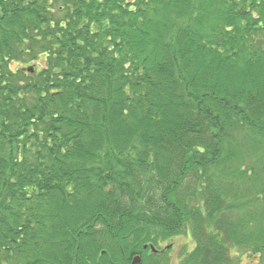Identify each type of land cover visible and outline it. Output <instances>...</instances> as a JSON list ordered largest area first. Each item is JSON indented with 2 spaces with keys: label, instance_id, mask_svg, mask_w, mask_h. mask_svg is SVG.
<instances>
[{
  "label": "trees",
  "instance_id": "obj_1",
  "mask_svg": "<svg viewBox=\"0 0 264 264\" xmlns=\"http://www.w3.org/2000/svg\"><path fill=\"white\" fill-rule=\"evenodd\" d=\"M188 231L264 253V0H0V264Z\"/></svg>",
  "mask_w": 264,
  "mask_h": 264
},
{
  "label": "flooded vegetation",
  "instance_id": "obj_2",
  "mask_svg": "<svg viewBox=\"0 0 264 264\" xmlns=\"http://www.w3.org/2000/svg\"><path fill=\"white\" fill-rule=\"evenodd\" d=\"M192 242L195 246L189 249L188 247L193 245ZM125 244L110 242L107 249L101 250L96 259L87 260V264H237L234 260L237 257L233 254V247L237 244L222 241L224 250H212L208 248L210 243L203 240L201 248L189 232L171 235L167 240L153 238L149 241H130ZM180 247H185V250L182 252ZM224 253L225 260L222 261ZM254 253L249 249L244 257L251 261Z\"/></svg>",
  "mask_w": 264,
  "mask_h": 264
},
{
  "label": "rangeland",
  "instance_id": "obj_3",
  "mask_svg": "<svg viewBox=\"0 0 264 264\" xmlns=\"http://www.w3.org/2000/svg\"><path fill=\"white\" fill-rule=\"evenodd\" d=\"M215 175H217V172H215ZM217 181H218V179L215 180L214 182H217ZM193 205H195V204H193ZM203 212L205 214H207V211L206 210H203ZM188 232L190 233V231H188ZM252 244H254V241L253 240H252ZM194 246H195V243H193V245L191 247L189 246L188 248L189 249H192V248H194ZM252 246H254V245H252ZM188 248H187V250H188ZM233 248H234L233 254H234L235 258L237 257L234 260H236L235 262H237V264H264V253L263 254L262 253L256 254V252H255L253 254V256L251 257V259H250L251 261H248L244 257V255H247L248 254V250H249L248 247H245V245L243 244V247L234 245ZM180 249H182V248L180 247ZM183 250H185V247L181 251L183 252Z\"/></svg>",
  "mask_w": 264,
  "mask_h": 264
}]
</instances>
